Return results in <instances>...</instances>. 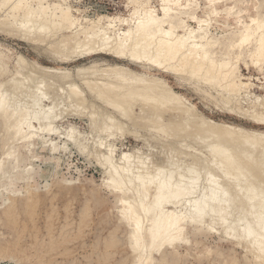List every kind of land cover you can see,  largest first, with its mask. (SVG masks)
I'll return each mask as SVG.
<instances>
[{"label":"bare ground","instance_id":"1","mask_svg":"<svg viewBox=\"0 0 264 264\" xmlns=\"http://www.w3.org/2000/svg\"><path fill=\"white\" fill-rule=\"evenodd\" d=\"M201 1L161 0L157 7L151 0H134L129 17H84L87 23H83L74 15L71 0H0L1 31L16 32L35 43L49 42L60 34L52 42L53 52L66 59L96 54L113 57L115 64L102 69L103 76L94 66L79 69L77 75L85 90L76 83L62 85L70 89L64 100L68 108L83 105L86 109L87 91L105 105L106 112L91 109L88 116L91 133L105 134L107 139L93 141L89 149L87 135L72 126L61 135L64 145L45 137L41 145L50 151L52 160L71 143L88 159H97L104 173L102 184L118 194L124 205L121 220L130 228L129 245L135 253L132 264L167 263L189 224H204L209 231L235 239L245 245V252L255 262L264 264V137L206 118L163 78L144 77L127 67L141 64L204 81L212 88H222L228 103L232 96L240 99L244 88L249 96L251 83L243 81L240 64L244 61L247 68L252 64L264 70V0L255 6V15L241 24L235 9L240 8L239 0L224 9L218 5L232 0H209L202 15L198 13ZM221 14L227 16L228 25L233 17L237 29L219 38L213 31ZM19 58L20 67L28 64ZM43 72L55 80L69 79L70 74L61 76V71L49 68ZM7 73L0 61V77ZM22 78L25 81H9V89L7 82L0 84V120L12 144L2 161L6 163L16 143L29 146L41 134H59L55 123L65 117L58 109L63 103L58 88L57 94H51L54 82ZM45 100L51 102L45 104ZM249 114L264 124L263 97L256 96ZM130 123L146 127L153 133L152 139L174 141L164 151L163 160L144 155L140 148L117 153V146L108 139L133 132ZM54 164L60 166L58 161ZM23 175L29 179L33 170L24 169ZM26 185L30 189V182Z\"/></svg>","mask_w":264,"mask_h":264},{"label":"rangeland","instance_id":"2","mask_svg":"<svg viewBox=\"0 0 264 264\" xmlns=\"http://www.w3.org/2000/svg\"><path fill=\"white\" fill-rule=\"evenodd\" d=\"M239 1L240 8L235 9L240 19L242 18L241 24L255 15L254 9L260 0ZM234 2L235 0L221 3L218 7L228 8L233 6ZM151 3L159 7L161 0H151ZM70 4L74 15L83 23H87L85 18L96 19L102 15L129 17L135 5L134 0H71ZM208 5L209 0L201 1L198 13L202 15ZM219 16V22L214 25L216 31L213 32L222 38L224 34L236 28V21L230 17L228 25L227 16ZM58 36L60 37V34ZM58 36L49 39V42L35 43L19 37L16 32L0 29V61L8 72L0 77V84H6L16 78L25 81L22 77L35 82L40 79L47 84L54 82L52 91L50 89L51 94H55V89L58 88V99L63 101L58 109L65 112V117L55 123L60 128V136L44 133L40 137L36 136L29 146L16 143L13 155L7 159L9 163L2 161L12 144L8 141L6 128L0 120V264H132L135 253L129 245L130 228L121 220L124 205L120 203L118 194L110 192L102 184L104 173L98 166L97 159H88L71 143L67 151L58 153L56 160H52L50 151L41 145L42 137H45L46 141L53 139L59 146L64 145L66 140L61 138V135L72 126L76 127L79 133L87 135L89 149H92L101 137L107 139L105 134L91 133L89 126L88 114L90 115L91 109L96 113L100 111V114L106 112L103 103L93 99L88 91V96L85 92L88 105L86 109H83V105L80 108H68V103L64 100L69 94L68 90L70 91L69 87H66L71 83H76L85 90L83 80L77 75L79 69H91V66H94L103 76L102 69H110L115 61L113 62V57L103 54L66 59L62 54L53 52L52 42L58 39ZM19 57H23L28 63L22 65L24 68L20 67ZM126 65L128 64H124ZM144 66L140 64L127 67L144 77L163 78L184 102L206 118L264 137L263 122L256 121L249 114L256 96L264 98V70L257 69L252 64L247 68L242 61L240 66L245 78L243 81L251 83L249 96H246L247 89L244 88L240 99L232 96L228 103L227 95L224 96L225 92L220 87L212 88L204 81L183 79L166 71L161 72L151 66ZM47 68L61 71V76L63 73L71 75L69 74V79L66 77L62 78L63 80H55L43 72ZM18 71L21 73L18 74ZM9 85L10 83L5 87L9 89ZM49 102L51 101H44L45 104ZM90 103H94V106ZM81 109L86 113L81 114ZM128 128L133 132L108 139L115 143L118 154L121 150L140 148L144 155H149L154 160H163L164 151L169 145H174V141L167 138L160 141L152 139L153 133L146 127H135L130 123ZM191 144L195 145V141ZM17 154L21 157H17ZM182 159L192 162L191 158L187 159L185 156ZM55 161L59 162L58 168H55ZM24 169L33 170L31 178L25 179ZM28 182L30 189H27ZM243 246L245 245L238 244L235 239L209 231L204 224L197 227L189 224L174 249L176 254L169 256V261L165 264H262L255 262L253 255L245 252L246 248ZM155 256L159 257L158 254Z\"/></svg>","mask_w":264,"mask_h":264}]
</instances>
